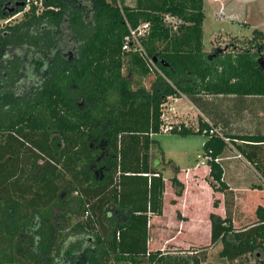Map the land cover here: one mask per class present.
<instances>
[{
  "label": "trees",
  "instance_id": "trees-1",
  "mask_svg": "<svg viewBox=\"0 0 264 264\" xmlns=\"http://www.w3.org/2000/svg\"><path fill=\"white\" fill-rule=\"evenodd\" d=\"M7 1L25 3L12 15L28 9L21 23L0 33V52L20 38L18 50L27 49L29 60L0 62V264H75L70 258L83 249L77 264H207V248L203 258L186 261L147 250L149 218L161 214L165 189L150 148L167 98L185 97L200 112L198 127L180 122L168 132L205 134L211 185L227 191L218 157L228 144L208 133L210 125L231 144L242 143L245 149L236 145L252 162L256 152L250 147L264 144V134L232 133L224 121L229 114L213 101L264 97L256 54L203 50V0H135L133 6L92 0L89 25L65 0H43L41 10L34 0H0V17L11 14L2 7ZM144 22L149 30L142 44L159 71L138 53L122 50L128 27ZM68 25L78 37L72 61L58 34ZM252 43L264 50V32L254 29L247 40ZM24 72L36 83L22 85V94L16 85ZM67 198L78 217L54 215ZM256 214L257 221L241 229L229 214H210V246L221 244L227 261L264 252V208ZM69 232L86 234L87 245L80 239L66 245ZM258 262L264 264V257Z\"/></svg>",
  "mask_w": 264,
  "mask_h": 264
},
{
  "label": "rangeland",
  "instance_id": "rangeland-1",
  "mask_svg": "<svg viewBox=\"0 0 264 264\" xmlns=\"http://www.w3.org/2000/svg\"><path fill=\"white\" fill-rule=\"evenodd\" d=\"M33 2L37 4L39 10L42 9L43 0H34ZM118 3L131 6L135 4V0H118ZM27 9L28 6L24 10ZM24 10L15 15H12L14 12L7 11L11 14L0 17V33H6L9 27L21 23ZM78 10H80L83 20L89 25L94 12L92 3L91 6L84 4ZM205 22L207 24L205 23L206 37L204 43L205 48L209 49L210 34L207 32H210L212 28L217 30L220 25H217L218 22L214 17H211L209 12L206 14ZM216 25L217 29H215ZM61 30L58 34L62 40L64 39V42H62L64 46L67 41L77 42L78 37L72 33L69 25ZM213 38L222 39L218 35H213ZM19 40L20 38H18ZM247 40L248 38L245 37L241 39L226 38L229 43L242 45H246ZM11 41V43L8 42L9 44L2 48L0 62H6L7 55L22 49L19 47L21 43ZM24 52L27 55V49ZM24 60L27 61L26 57H24ZM123 74L126 78L129 77L126 70H123ZM181 97L179 99L174 97L167 98L166 103L162 107V112L165 114L162 125L182 122L189 127L197 128L199 115L194 110L189 111V102L185 97ZM213 104L217 109L235 118L237 126L244 129H246L245 125L246 127H251V121H253V117L256 114L263 115V110L258 106L251 105L252 102L247 99L239 102L227 97L215 98ZM153 138L156 142L151 145L150 159L152 166L160 170L165 181V189L161 214L151 215L149 218L147 250L158 253V257H183L186 258L184 260L186 261L191 259L193 255L203 258L202 251L207 248L205 258L207 264H259L258 259L264 257V252L261 250L250 255L241 256L234 261H227L219 254L222 247L221 244L210 246V214L220 217H225L229 214L232 218V225L236 229H241L257 221V208H264V144L250 147V150L256 152L255 158L253 156L254 152L251 153L255 162L245 157L242 150L238 147V145H243L240 142L234 143L233 147L230 145L224 147L218 158L223 174L225 172V179L223 177L222 179L227 184L228 189L225 192H221L215 190L211 185L213 180L209 175L210 166L203 155V144L207 139L205 134L180 135L160 132L154 135ZM240 147L245 149L244 145ZM248 147H246V150ZM202 160L205 161L206 165L200 166L197 170L191 169L190 173L187 174V169L198 167L199 162ZM257 165L259 166L258 168ZM172 178L177 180L175 184L172 182ZM70 201V198L64 199L62 205L54 207V215L58 217L65 214L70 218L78 217L79 210ZM215 202L217 204H214ZM227 202L228 208H226ZM109 209L112 210L111 207ZM56 223L59 227L62 226L63 221L58 220ZM67 231L68 229L65 232ZM69 234L72 233L69 232ZM87 237L86 234L75 233L74 235H68L66 240L68 238H77L80 239V242L86 244V242L88 243ZM81 253L83 254V252ZM180 261L182 262V260ZM119 264H131V262Z\"/></svg>",
  "mask_w": 264,
  "mask_h": 264
},
{
  "label": "crops",
  "instance_id": "crops-1",
  "mask_svg": "<svg viewBox=\"0 0 264 264\" xmlns=\"http://www.w3.org/2000/svg\"><path fill=\"white\" fill-rule=\"evenodd\" d=\"M203 10L204 20L202 26V43L203 50L207 53L211 52L212 50L211 40L213 35H218L222 39H226L229 37L240 39L245 37L249 39L251 38V33L254 29H258L264 32V0H203ZM208 12L210 13L211 17H214L215 20L218 22L217 25L220 26L218 28L216 25L215 29L218 28L217 30H214V28H212L210 32H207L210 34V48L206 49L204 43V39L206 37L205 18ZM247 100H250L252 102L251 105L260 107V109L263 110V115L256 114L253 117V121H251V127H246V125L243 124L245 125L244 127L246 129L237 126L236 119L233 118L231 115H228V118H225L224 120L225 126L232 133L242 132L241 130H243L251 133L264 134V97H248ZM237 101L240 102L239 99H237ZM189 104V111L194 110L196 111V114L199 115V110L194 107L192 103L189 102ZM199 167L200 165H198V167L196 168L187 169V174L190 173L191 169L197 170ZM223 178L225 179V172L223 174ZM76 239L68 238L66 240V245L73 243Z\"/></svg>",
  "mask_w": 264,
  "mask_h": 264
},
{
  "label": "built area",
  "instance_id": "built-area-1",
  "mask_svg": "<svg viewBox=\"0 0 264 264\" xmlns=\"http://www.w3.org/2000/svg\"><path fill=\"white\" fill-rule=\"evenodd\" d=\"M166 20L171 21V22L174 21V19L170 18V17H166ZM148 30H149V23L148 22L140 23L135 28H132L129 26L128 27V33L125 37V40H124V43L122 46V50L138 53L141 57L145 58L146 61L150 65H152V67L154 69L159 71L154 66V64L152 63V59L148 57V55H147V53L143 47V44H142V39L146 35ZM214 38L211 40L212 49H213V50H211V52H215V53H218L220 55H225V54L235 55L237 52L256 54V61H257L258 67H259V69L264 70V50L262 48L261 43H252V44L242 45V44H237V43H229L228 41H226V39H218L217 40ZM150 69H152V68H150ZM164 116H165V114H164V112H162V115H161L162 120L164 119ZM171 124L172 123L165 125V126L162 125L161 126V132H168L171 129V126H172ZM208 133L222 138L228 145L233 147V144H231V142L229 141V138L225 137V135L223 134L220 127H215V126L210 125ZM204 158L208 159V157H204ZM216 160H218V159H216ZM199 165L200 166L206 165L205 161L204 160L200 161Z\"/></svg>",
  "mask_w": 264,
  "mask_h": 264
},
{
  "label": "flooded vegetation",
  "instance_id": "flooded-vegetation-1",
  "mask_svg": "<svg viewBox=\"0 0 264 264\" xmlns=\"http://www.w3.org/2000/svg\"><path fill=\"white\" fill-rule=\"evenodd\" d=\"M65 1L68 2L69 5H70V3L75 4V9H78L79 7L84 6V4H88V5L91 6V3H92L91 2L92 0H65ZM15 4L16 3L12 2V1H7V2H5L2 5V7L4 8V11H5V9H7V11H10V9H14L16 7ZM92 7H93V3H92ZM85 9H87V7H85ZM71 10H72V8L70 7V9L68 10V12L66 13V16H69L70 15V11ZM60 29H63V28H61V26H60ZM60 31H62V30H60ZM13 52L14 53L11 52L9 55L6 56L7 57V59L5 60L6 63H7V61H10V60H21V61L23 60V61H25L24 60V57H26V59L29 60L28 59L29 58V55L28 54L26 55L24 53L22 54L21 50H16V51H13ZM62 52H63V55L64 56H67L68 61H72V59L74 58V56H77L76 44L67 41L65 43V46L63 47V51ZM24 67H25V69H27L26 66H24ZM22 74L23 75L20 74L21 75V77H20L21 79H20V81L16 85V91H19L22 94H25L26 91H27V88L29 89V87H31L32 83L33 82L36 83V81L33 80V79H28L27 73L24 72ZM22 85H24V86L27 87L25 90L23 89V91L20 90V88L22 87ZM75 195H77V192L71 193L70 196H75ZM81 252H83V251L74 253L73 257L70 258V259H72L73 263L77 264L75 262L76 261L75 259H78L80 257V253Z\"/></svg>",
  "mask_w": 264,
  "mask_h": 264
},
{
  "label": "water",
  "instance_id": "water-1",
  "mask_svg": "<svg viewBox=\"0 0 264 264\" xmlns=\"http://www.w3.org/2000/svg\"><path fill=\"white\" fill-rule=\"evenodd\" d=\"M24 5H25L24 2H18V3H16V4H15L16 8H14V9H10V12H14L15 9H17V7H22V6H24Z\"/></svg>",
  "mask_w": 264,
  "mask_h": 264
}]
</instances>
